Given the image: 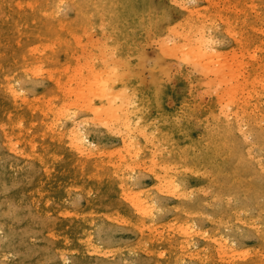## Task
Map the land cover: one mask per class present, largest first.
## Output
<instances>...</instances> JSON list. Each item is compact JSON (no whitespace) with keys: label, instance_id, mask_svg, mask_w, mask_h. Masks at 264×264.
<instances>
[{"label":"rangeland","instance_id":"1","mask_svg":"<svg viewBox=\"0 0 264 264\" xmlns=\"http://www.w3.org/2000/svg\"><path fill=\"white\" fill-rule=\"evenodd\" d=\"M93 1L0 0V264H264V0Z\"/></svg>","mask_w":264,"mask_h":264},{"label":"bare ground","instance_id":"2","mask_svg":"<svg viewBox=\"0 0 264 264\" xmlns=\"http://www.w3.org/2000/svg\"><path fill=\"white\" fill-rule=\"evenodd\" d=\"M19 1H20V0H19ZM94 1H95V0H94ZM94 1H93V2H94ZM122 1H123V0H122ZM122 1H121V2H122ZM151 1H152V0H151ZM16 2L18 3V1H16ZM113 2H114V1H113ZM116 2H117V1H116ZM129 2H131V1H129ZM20 3H21V2H20ZM25 3H27V5H28L27 0H26ZM36 3H37V2H36ZM75 3H76V2H75ZM108 3H109V2H108ZM110 3H112V2H110ZM29 4H31V3H29ZM34 4H35V3H34ZM76 4H77V3H76ZM84 4H86V3H84ZM113 4H114V3H113ZM116 4H117V3H116ZM120 4H121V3H120ZM20 5H21V4H20ZM32 5H33V4H32ZM117 5H118V4H117ZM122 5H123V4H122ZM122 5H121V6H122ZM43 6H44V4H43ZM55 6H56V5H55ZM109 6H110V5H109ZM113 6H114V5H113ZM118 6H119V5H118ZM18 7H19V5H18ZM30 7H31V6H30ZM45 7H47V6H45ZM56 7H57V6H56ZM31 8H33V7H31ZM31 8H30V9H31ZM36 8H37V7H36ZM39 8H40V7H39ZM51 8H52V7H51ZM51 8H50V9H51ZM86 8H87V7H86ZM97 8H98V7H97ZM114 8H115V7H114ZM41 9H42V8H41ZM52 9H53V8H52ZM52 9H51V12H52ZM108 9H109V8H108ZM122 9H123V8H122ZM122 9H120V10H122ZM125 9L127 10L128 8L126 7ZM153 9H154V8H153ZM33 10H34V9H33ZM96 10H97V9H96ZM39 11H42V10H39ZM48 11H49V10H48ZM113 11H114V10H113ZM113 11H112V12H113ZM149 11H150V10H149ZM45 12H47V11H44L42 14H44ZM56 12H57V10H56ZM56 12H55V13H56ZM76 12H77V10H76ZM83 12H85V11H83ZM90 12H91V11H90ZM105 12H107V9H106ZM114 12H115V11H114ZM121 12H122V11H121ZM121 12H120V13H121ZM4 13H5V12H4ZM80 13H81V11H80ZM100 13H101V12H100ZM115 13H117V11H116ZM118 13H119V11H118ZM118 13H117V14H118ZM136 13H137V12H136ZM40 14H41V13H40ZM49 14H50V13H49ZM53 14H54V13L52 12V15H53ZM81 14H82V13H81ZM89 14H91V13H89ZM113 14H114V13H112V15H113ZM134 14H135V13H134ZM7 15H8V14H7ZM46 15H47V14H46ZM85 15H86V14H85ZM85 15H84V16H85ZM96 15H97V14H96ZM102 15H103V14H102ZM115 15H116V14H115ZM146 15H148V13H147ZM91 16H92V15H91ZM109 16H110V15H109ZM133 16H134V15H133ZM135 16H136V15H135ZM99 17H101V16H99ZM111 17H112V16H111ZM119 17H120V16H119ZM6 18H7V17H6ZM47 18H48V17H47ZM102 18H103V17H102ZM27 19H28V18H27ZM30 19H31V18H30ZM87 19H88V18H87ZM87 19H86V20H87ZM118 19H119V18H117V20H118ZM19 20H20V19H19ZM24 20H25V18H24ZM58 20H59V19H58ZM121 20H124V22H126L127 25H130V26L134 24V22H133L132 19H131V16L129 15V11H128V10H127V12H126V14H125V19H122V18H121ZM8 21H10V20H8ZM11 22H12V21H11ZM18 22H19V21H18ZM31 22H32V21H31ZM37 22H38V21H37ZM37 22H36V23H37ZM58 22H59V21H58ZM92 22H93V21H92ZM106 22H107V21H106ZM116 22H117L118 25L120 24V23H119L120 21H119V22L116 21ZM121 22H122V21H121ZM23 23H24V22H23ZM83 23H84V22H83ZM8 24H9V23H8ZM42 24H43V23H42ZM59 24H60V23H59ZM59 24H58V25H59ZM62 24H63V23H62ZM79 24H80V23H79ZM86 24H87V23H86ZM93 24H96V23H93ZM147 24H148V23H147ZM155 24H156V22H155ZM15 25H16V24H15ZM26 25H27V24H26ZM28 25H29V24H28ZM32 25H33V24H32ZM83 25H84V24H83ZM112 25H113V24H112ZM29 26H31V25H29ZM78 26H79V25H78ZM119 26H120V25H119ZM122 26L124 27L125 25L123 24ZM16 27H17V26H16ZM53 27H54V26H53ZM55 27H56V26H55ZM113 27H114V26H113ZM120 27H121V26H120ZM123 27H122V28H123ZM32 28H33V26H32ZM34 28H35V25H34ZM37 28H38V27H37ZM65 28H66V27H65ZM79 28H80V26H79ZM110 28H111V27H110ZM115 28H116V27H115ZM14 29H15V28H14ZM62 29H63V28H62ZM69 29H70V28H69ZM119 29H120V28H119ZM33 30H34V29H33ZM33 30H32V31H33ZM70 30H71V29H70ZM120 30H121V29H120ZM37 31H38V30H37ZM72 31H73V30H72ZM28 32H30V31L28 30ZM66 32H67V31H66ZM70 32H71V31H70ZM108 32H109V31H108ZM118 32H119V31H118ZM124 32H125V31H124ZM34 33H35V31H34ZM40 33H41V32H40ZM58 33H59V32H58ZM120 34H122V33H120ZM6 35H7V32H6ZM6 35H5V37H6ZM55 36H56V35H55ZM71 36H73V35H71ZM114 36H115V35H114ZM119 36H120V35H119ZM18 37H20V36H18ZM46 37H47V36H46ZM46 37H45V38H46ZM56 37H57V36H56ZM58 37H59V36H58ZM38 38H39V37H38ZM23 39H25V38H23ZM54 39H55V38H54ZM60 39H61V38H60ZM111 39H112V38H111ZM114 39H115V38H114ZM57 40H58V39H57ZM116 40H117V39H116ZM18 41H19V39H18ZM24 41H25V40H24ZM51 41H52V39H51ZM61 41H62V40H61ZM61 41H59V42H61ZM16 42H17V41H16ZM25 42H26V41H25ZM56 42H57V44L59 43L58 41H56ZM56 42H55V43H56ZM128 42H129V41H128ZM131 42H132V41H131ZM13 43H14V42H13ZM55 43H54V44H55ZM61 43H63V42H61ZM138 43H139V42H138ZM17 44H18V43H17ZM25 44H26V43H25ZM59 44H60V43H59ZM59 44H58V45H59ZM10 45H11V44H10ZM26 45H27V44H26ZM52 45H53V44H52ZM127 45H128V44H127ZM11 46H12V45H11ZM14 46H15V44H14ZM17 46H18V45H17ZM122 46H123V45H122ZM139 46H140V45H139ZM26 47H27V46H26ZM49 47H50V46H49ZM12 48H13V46H12ZM20 48H21V46H20ZM20 48H19V49H20ZM47 48H48V47H47ZM50 49H52V47H51ZM129 49H130V48H129ZM136 49H137V47H136ZM18 51H19V50H18ZM129 51H130V50H129ZM138 51H139V50H138ZM45 52H46V51H45ZM53 52H54V51H53ZM18 54H19V53H18ZM46 54H48V53H46ZM23 56H24V55H23ZM51 57H52V56H51ZM142 58H143V57H142ZM140 61H141V60H140ZM142 61H143V60H142ZM138 63H140V62H138ZM132 65H133V64H132ZM4 66H5V65H4ZM133 66H134V65H133ZM5 67H6V66H5ZM152 72H153V71H152ZM143 81H144V80H143ZM12 82H13V81H12ZM141 82H142V81H141ZM152 82H153V81H152ZM11 84H12V83H11ZM159 85H160V84H159ZM93 86H94V85H93ZM13 88H14V87H13ZM13 88H12V89H13ZM12 89H11V90H12ZM19 89H20V88H19ZM21 90H22V88H21ZM12 91H13V90H12ZM12 91H11V92H12ZM13 92H14V91H13ZM14 93H15V92H14ZM11 94H12V93H11ZM16 94H17V91H16ZM8 95H9V94H8ZM12 95H13V94H12ZM9 96H10V95H9ZM15 96H16V95H15ZM93 99H94V98H93ZM95 99H96V98H95ZM114 101H115V100H114ZM85 102H86V101H85ZM92 102H93V101H92ZM92 102H91V103H92ZM87 103H88V102H87ZM89 103H90V102H89ZM85 105H86V104H85ZM85 105H84V106H85ZM115 105H116V104H115ZM87 106H88V104H87ZM89 106H90V105H89ZM89 106H88V108H89ZM91 107H92V106H91ZM91 107H90V108H91ZM93 107H95V106H93ZM95 108H96V107H95ZM91 110H92V109H91ZM93 111H95V110H93ZM155 113H156V112H155ZM6 114H7V113H6ZM95 116H96V115H95ZM125 116H126V115H125ZM94 119H96V117H95ZM82 120H83V119H82ZM90 120H91V119H90ZM80 122H82V121H80ZM80 122H79V123H80ZM87 122H88V121H87ZM91 122H92V124H93L94 122H96V120H95V121H92V120H91ZM81 127H82V126H81ZM81 129H82V128H81ZM85 130H86V129H85ZM78 132H80V131H78ZM83 132H84V131H83ZM87 132H88V131H87ZM88 133H89V132H88ZM77 134H79V133H77ZM80 134H81V133H80ZM65 136H66V134H65ZM74 136H75V135H74ZM66 137H67V136H66ZM221 137H222V136H221ZM58 140H59V139H58ZM81 140H82V138L80 137V135L77 136L76 139H75L76 144H77V141H81ZM55 141H56V140H55ZM70 141H71V140H70ZM71 142H73V141H71ZM84 142H85V141H84ZM55 143H56V142H55ZM62 144H63V143H62ZM82 144H83V143H82ZM68 145H69V144H68ZM222 145H223V144H222ZM65 146H66V145H65ZM215 146H216V145H215ZM66 148H67V146H66ZM64 149H65V148H64ZM70 149H72V147H71ZM56 150H57V149H56ZM65 150H66V149H65ZM77 150H78V149H77ZM80 151H81V150H80ZM78 152H79V151H78ZM186 154H187V153H186ZM5 155H6V154H5ZM219 155H220V154H219ZM219 155H218V156H219ZM225 157H226V155H225ZM3 158H4V157H3ZM205 158H206V157H205ZM216 158H217V157H216ZM227 159H228V158H227ZM1 160H2V159H1ZM65 160H66V159H65ZM8 161H9V160H8ZM62 161H64V159H63ZM6 162H7V161H6ZM185 162H186V161H185ZM0 163H1V162H0ZM7 165H9V164H7ZM5 166H6V165H5ZM63 166H64V163H63ZM90 169H91V168H90ZM92 171H93V170H92ZM12 173H13V172H12ZM87 173H88V172H87ZM7 174H8V173H7ZM90 174H91V173H90ZM80 175H81V174H80ZM84 175H85V173H84ZM92 175H93V174H92ZM77 178H78V176H77ZM81 179H82V181H83V178H81ZM84 179H85V178H84ZM105 179H106V178H105ZM6 181H7V180H6ZM10 181H11V179H10ZM0 182H1V181H0ZM3 182H4V181H3ZM129 197L131 198V196H129ZM130 198H129V199H130ZM135 198H136V197H135ZM137 198H139V197H137ZM145 199H146V198H145ZM135 200H136V199H135ZM129 201H130V200H129ZM134 203H135V201H134ZM150 203H151V201H150ZM191 203H192V202H191ZM135 204H136V203H135ZM130 205H132V204H130ZM141 205H142V204H141ZM141 205H140V206H141ZM142 206H143V205H142ZM144 206H145V205H144ZM147 206H148V205H147ZM132 207H133V206H132ZM151 207H152V206H151ZM155 208H156V206H155ZM140 209H141V208H140ZM140 209H139V210H140ZM142 209H143V208H142ZM148 209H149V208H148ZM140 211H141V210H140ZM140 211H139V212H140ZM137 212H138V211H137ZM141 212H142V211H141ZM145 212H146V210H145ZM148 212H149V211H148ZM150 212H151V211H150ZM23 213H24V212H23ZM22 217H23V216H22ZM146 217H147V216H146ZM29 221H30V220H29ZM23 226H24V225H23ZM97 226H98V225H97ZM97 226H96V227H97ZM98 227H99V226H98ZM98 227H97V228H98ZM101 228H102V227H101ZM101 228H99V229H101ZM101 230H103V229H101ZM9 231H10V230H9ZM96 231H97V229H96ZM93 234H94V233H93ZM4 237H5V236H4ZM92 237H93V236H92ZM94 237H95V236H94ZM98 237H99V236H98ZM6 238H7V237H6ZM26 238H27V236H26ZM26 238H25V239H26ZM101 239H102V238H101ZM21 242H22V241H21ZM24 243H25V242H24ZM26 243H28V242L26 241ZM17 245H18V244H17ZM24 246H25V245H24ZM16 247H17V246H16ZM8 251H9V248H8ZM181 255H182V254H181ZM180 257H181V256H180ZM175 260H176V259H175Z\"/></svg>","mask_w":264,"mask_h":264}]
</instances>
